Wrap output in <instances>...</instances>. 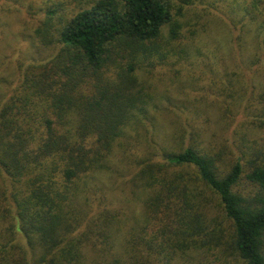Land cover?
I'll return each mask as SVG.
<instances>
[{
  "label": "trees",
  "instance_id": "obj_1",
  "mask_svg": "<svg viewBox=\"0 0 264 264\" xmlns=\"http://www.w3.org/2000/svg\"><path fill=\"white\" fill-rule=\"evenodd\" d=\"M262 2L226 7L262 18L264 31ZM170 7L96 0L48 17L57 50L30 62L0 103V264H264V157L223 172L190 146L153 150L137 169L143 198L127 228L103 195L115 144L146 116L137 71L182 51ZM256 99L246 117L264 118V86Z\"/></svg>",
  "mask_w": 264,
  "mask_h": 264
},
{
  "label": "rangeland",
  "instance_id": "obj_2",
  "mask_svg": "<svg viewBox=\"0 0 264 264\" xmlns=\"http://www.w3.org/2000/svg\"><path fill=\"white\" fill-rule=\"evenodd\" d=\"M94 1L0 0V103L30 62L57 50L50 26L55 20L48 17L71 16ZM169 4L181 25L173 43L182 51L137 71L149 92L146 116L140 117L145 119L126 127L114 146L112 168L100 177L103 195L125 228L140 212L143 193L136 172L153 150L190 146L213 155L223 172L238 160L247 169L249 159L264 157V118L246 117L264 86L263 19L233 15L226 0ZM241 186L257 192L245 179Z\"/></svg>",
  "mask_w": 264,
  "mask_h": 264
}]
</instances>
